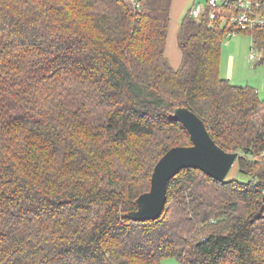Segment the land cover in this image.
Listing matches in <instances>:
<instances>
[{
  "label": "trees",
  "instance_id": "1",
  "mask_svg": "<svg viewBox=\"0 0 264 264\" xmlns=\"http://www.w3.org/2000/svg\"><path fill=\"white\" fill-rule=\"evenodd\" d=\"M171 5L0 0V264H264V98L220 75L235 10L189 8L173 68ZM238 32L264 48L263 27ZM178 106L243 178L183 168L160 216L132 220L158 159L191 144Z\"/></svg>",
  "mask_w": 264,
  "mask_h": 264
},
{
  "label": "water",
  "instance_id": "2",
  "mask_svg": "<svg viewBox=\"0 0 264 264\" xmlns=\"http://www.w3.org/2000/svg\"><path fill=\"white\" fill-rule=\"evenodd\" d=\"M170 117L179 121L187 130L191 144L169 148L156 162L150 177L149 190L135 199L134 210L126 215L135 221L158 218L166 203L168 181L183 168H197L208 176L222 181L238 152L223 150L210 136L203 120L192 110L178 106Z\"/></svg>",
  "mask_w": 264,
  "mask_h": 264
},
{
  "label": "rangeland",
  "instance_id": "3",
  "mask_svg": "<svg viewBox=\"0 0 264 264\" xmlns=\"http://www.w3.org/2000/svg\"><path fill=\"white\" fill-rule=\"evenodd\" d=\"M206 0H172V10L170 11V22L166 40V56L170 66L177 68L181 62V52L177 43V33L181 18L186 11L196 3L205 4ZM250 52L254 53V58L250 59ZM264 53V48H260L253 43L249 33L237 32L226 35L221 46L220 75L228 78L235 85H249L257 90L259 98H264V64L258 60ZM258 164H254L255 170ZM227 179L243 178L240 175L237 161L235 160L229 169Z\"/></svg>",
  "mask_w": 264,
  "mask_h": 264
},
{
  "label": "built area",
  "instance_id": "4",
  "mask_svg": "<svg viewBox=\"0 0 264 264\" xmlns=\"http://www.w3.org/2000/svg\"><path fill=\"white\" fill-rule=\"evenodd\" d=\"M126 1L135 9L140 6V0ZM218 9L235 10L229 18L225 15L220 17L222 23L228 22L234 26L226 35L235 34L238 32V29L264 28V2L259 0H206L205 4L199 2L194 4L189 11V16L198 18L207 10L208 17L213 20L217 17ZM262 56L264 57V53ZM249 58H254L253 52H250Z\"/></svg>",
  "mask_w": 264,
  "mask_h": 264
},
{
  "label": "crops",
  "instance_id": "5",
  "mask_svg": "<svg viewBox=\"0 0 264 264\" xmlns=\"http://www.w3.org/2000/svg\"><path fill=\"white\" fill-rule=\"evenodd\" d=\"M172 4H173V2H172ZM171 10H172V5H171ZM160 264H180V263L177 262L173 258H165V259L161 260V263Z\"/></svg>",
  "mask_w": 264,
  "mask_h": 264
}]
</instances>
